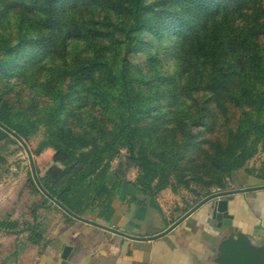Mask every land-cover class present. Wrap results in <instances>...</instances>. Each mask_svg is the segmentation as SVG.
<instances>
[{
    "label": "trees",
    "instance_id": "16d2710c",
    "mask_svg": "<svg viewBox=\"0 0 264 264\" xmlns=\"http://www.w3.org/2000/svg\"><path fill=\"white\" fill-rule=\"evenodd\" d=\"M164 36L168 69L151 52ZM38 130L34 154L80 166L40 185L83 218L109 221L122 165L149 198L224 190L264 146V0H0V166ZM18 226L0 222L34 243L39 225Z\"/></svg>",
    "mask_w": 264,
    "mask_h": 264
},
{
    "label": "crops",
    "instance_id": "0c3cea01",
    "mask_svg": "<svg viewBox=\"0 0 264 264\" xmlns=\"http://www.w3.org/2000/svg\"><path fill=\"white\" fill-rule=\"evenodd\" d=\"M248 171L237 170L226 189L264 185V171L254 175ZM114 180L112 174L107 177L108 183ZM131 181L122 177L119 180L108 222L93 217L94 214L86 218L122 234L60 217L58 212L50 221L43 216L35 221L17 220L11 217L10 209H1L0 200V222L16 220L20 229L24 222L39 225L34 243L29 242L25 230L7 232V228H0V264H58L64 245L70 246L65 264H218L217 245L222 236L207 221L208 203L164 232L200 199L188 204L181 202L170 188L149 198ZM225 198L230 226L224 233L230 232L234 241L244 238L253 249L264 247V188ZM211 236H216L213 242Z\"/></svg>",
    "mask_w": 264,
    "mask_h": 264
},
{
    "label": "rangeland",
    "instance_id": "374dc122",
    "mask_svg": "<svg viewBox=\"0 0 264 264\" xmlns=\"http://www.w3.org/2000/svg\"><path fill=\"white\" fill-rule=\"evenodd\" d=\"M145 39L148 40L150 38L147 37ZM171 44L172 40L168 36H164L159 41H153L151 43V52H156V57L161 60L163 69H168L171 66V61L168 58L169 46ZM142 56L136 55L132 61H140ZM24 91L28 92L29 90L25 88ZM30 91L32 92L33 89H30ZM216 134V131L210 133V137H215ZM40 138L41 130H38L34 135L24 141L31 155L34 176L39 185L40 182L38 179L40 178L50 188L57 189L65 182L67 176L77 171L80 166L75 164L65 171L62 163L63 157L49 148H45L40 153L34 154L33 150ZM6 152L8 153L6 154L5 162L0 166V200L3 207L1 209H10L11 217L17 220L26 219L27 221H35L38 217L43 216L47 221H50L51 217L55 216L57 212L62 217L60 211L53 207L54 203L39 190L34 181L30 171L29 159L24 148L16 142L15 144H9L6 147ZM124 154L125 150L121 149L119 155L110 161L108 177L111 174L114 175L113 172L116 170L118 162L123 161ZM244 168L249 169L248 173L250 175L264 171V146L258 148L256 153L245 162ZM121 169L123 170L122 178L134 179L136 174L135 168L130 167L124 169L122 165ZM230 185L227 182L226 188L230 187ZM191 187L196 192L182 187L172 191L177 193V197H179L181 202L186 201L187 204L204 197L203 189L195 186ZM211 191L215 192L219 190L211 189Z\"/></svg>",
    "mask_w": 264,
    "mask_h": 264
},
{
    "label": "water",
    "instance_id": "95a60500",
    "mask_svg": "<svg viewBox=\"0 0 264 264\" xmlns=\"http://www.w3.org/2000/svg\"><path fill=\"white\" fill-rule=\"evenodd\" d=\"M17 139L18 143L24 148L27 153L29 164H30V171L34 181L36 182L39 190L48 197L52 203L57 205L62 211L66 212L70 217L86 222L88 224L97 226L99 228H103L109 231H113L119 234L121 232L115 231L105 225H102L98 222L88 220L86 218L74 215L73 213L69 212L65 209L61 204H59L53 197L49 196L43 188L37 183V180L34 176V169L31 162V155L29 150L26 148L24 141L19 138L18 136L14 135ZM264 188V185L252 186V187H240L236 189H224L212 192L199 201H197L192 207H190L182 216H180L174 223H172L164 232L171 229L174 225L180 222L185 216L190 214L193 210L197 207L202 205L203 203H208V210H207V221L211 224L212 230L219 236H222L218 242L217 250L219 252V257L217 258L218 264H264V247H260L257 249H253L245 240L244 238H238L237 240H233V236L230 232L224 233L225 228L230 226V215L227 213V199L225 196L237 193V192H244L248 190H254ZM224 234V235H223ZM216 236H211L210 241H214ZM70 246L64 245L61 253H60V260L58 264H65L67 255L69 253Z\"/></svg>",
    "mask_w": 264,
    "mask_h": 264
}]
</instances>
